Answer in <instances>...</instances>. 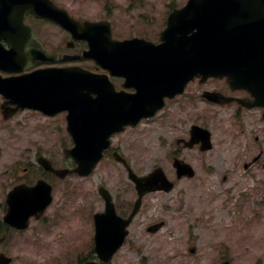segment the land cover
<instances>
[{"label": "rangeland", "instance_id": "rangeland-1", "mask_svg": "<svg viewBox=\"0 0 264 264\" xmlns=\"http://www.w3.org/2000/svg\"><path fill=\"white\" fill-rule=\"evenodd\" d=\"M211 108L204 106L200 120H186L189 128L192 124H201L209 129L217 146L206 154L197 148L184 153V159L196 171L192 179L176 180L169 145L177 135L165 137L158 123L143 124L114 139L115 146L130 157L138 174H147L161 166L176 186L171 193L151 195L144 202L149 210L145 217L150 222L165 220V228L150 237L135 226L127 245L112 264H217L225 259L231 264H264V155L260 164L245 168V163L249 164L257 153L263 151L264 154L260 143L253 141L256 136L262 139L264 127L252 113L242 119L246 131L240 125L231 127L228 110L210 111ZM1 119V160L33 159L40 151L45 155L54 153L58 161L65 162L63 150L69 148L71 141L64 127L54 128L34 118H30L28 124L26 118L21 117L4 124ZM51 123L56 126L58 122ZM132 139H135L134 147L127 144ZM124 172L108 158L89 180L71 179L65 191L62 184L54 209L61 213L76 210L78 215L83 208L77 225L75 220L70 226L68 221L61 220L55 229L59 236L55 244L2 248L13 257L12 264H73L78 256L91 255L93 248L85 245L90 236V213L101 210V204L92 209L85 204L87 189L108 182L116 204L122 208L124 202H134L136 198L128 179L121 177ZM117 186L122 189L121 193L116 190ZM81 224L84 228L79 226ZM141 235L147 236L145 241H137ZM192 246L197 248L194 255L189 253Z\"/></svg>", "mask_w": 264, "mask_h": 264}, {"label": "water", "instance_id": "water-1", "mask_svg": "<svg viewBox=\"0 0 264 264\" xmlns=\"http://www.w3.org/2000/svg\"><path fill=\"white\" fill-rule=\"evenodd\" d=\"M22 1L20 9L23 11L30 10L39 17L68 24L66 21L68 15L56 9L49 0ZM201 1H205L203 6L193 4L171 17L170 27L162 38L164 44L152 55L156 56V61L146 66V76L141 77V80H147L136 85L139 93L133 98L135 101L131 105L134 107L128 110V113H134L136 118L126 115L121 107L107 110L111 105L105 103L102 98L93 100L90 94L96 92L100 85L94 77L84 72L60 71L49 73L44 79H41V75L35 74L18 80H0V94L8 99H20L23 101L20 103L23 108L39 109L49 115L63 110L70 112L68 128L76 147L67 151V154L73 157L79 166L76 170H60L57 174L90 175L103 158V151L108 148L109 138L113 133L121 131L130 123L137 124L142 116L154 115L162 108L165 97H173L183 92L186 85L196 77H203V80L210 77H226L233 87L262 91L259 104L264 106V0ZM254 2L261 5L258 6ZM250 4L252 5L249 6ZM191 8L204 9L205 20L198 15L187 20L186 25L189 29L183 30L182 38L175 42L172 36L174 32L172 22L184 20V12ZM257 8L258 10H254ZM213 14L218 16L214 19L210 17ZM192 24L195 27L205 24L211 34L198 32L194 38L188 37L187 33L191 31ZM208 24H212L213 27L208 28ZM223 26H231L232 29L223 30ZM123 46L124 44H115L113 54L108 55L111 56L110 59L114 62L121 60L119 53H123ZM1 49L3 50L0 46V67L4 68L12 57ZM107 52L104 49L96 50L101 58H106ZM119 74L136 79L133 71ZM210 98L215 102H225L214 96ZM194 135H200L206 143L209 142L210 134L207 131L196 130ZM208 148L210 147H205ZM176 166L179 176H194L190 167ZM131 179L137 185L140 199L146 193L157 190L170 192L173 188V184L166 179L161 169H157L146 178H138L131 172ZM38 187L33 190L16 188L12 192L8 200L9 219L6 220L21 217L22 225L19 228L27 227L30 215L50 202V193L44 196L43 186ZM102 192L107 200V212L96 218V252L100 259L110 262L125 242L128 234L126 227L130 224L131 218L127 221L119 218L110 194L104 189ZM140 204L141 200L138 201L136 210ZM135 213L136 211L133 215ZM11 261L5 255L0 256V264H10Z\"/></svg>", "mask_w": 264, "mask_h": 264}, {"label": "flooded vegetation", "instance_id": "flooded-vegetation-1", "mask_svg": "<svg viewBox=\"0 0 264 264\" xmlns=\"http://www.w3.org/2000/svg\"><path fill=\"white\" fill-rule=\"evenodd\" d=\"M53 1L58 7L65 9L72 20L77 23L74 27V33L64 29L57 23L38 19L29 12H26L23 16L24 24L32 29L36 40L42 45L47 55L53 61L42 60L39 57L41 54L39 51L40 47L34 45L35 47H32V53L27 62L14 66L22 72L11 74L0 70L2 77H19L42 70L78 69L93 75H108L110 82L115 85L117 90L121 89L133 93L135 89L125 88V77H114L110 74V69H119L129 64H99L91 56L93 49L88 38L99 39V45L103 49H109L114 44L113 42L116 41L126 42L135 40L134 54L136 53L138 58L134 71H136L139 77H142L144 76L142 67H145V64L140 62L141 58L150 57L151 55L148 54V50L153 49V47L156 48L163 43L162 33L168 26L170 14L190 4V0ZM3 18L6 19L7 17L3 16ZM8 20L11 22L13 17L10 16ZM5 27L10 29L19 27V25L13 26L10 24L9 26L5 25ZM85 27H88L89 31ZM2 44L7 50H11L13 47V44L8 40H4ZM130 48L128 49L130 50ZM109 51L113 50L110 49ZM220 82L224 83V85L221 86ZM220 82L214 79L203 84L199 79L191 82L187 86L184 95L177 96L172 100H166L163 110L153 117V123H158V128L160 130L163 129V134L166 135L178 129H182L183 133H185L188 130V122L186 120L203 117V94L206 91L223 92L235 99L245 100L251 104L252 97L248 92L243 90L232 91L226 81ZM0 98L2 99V97ZM232 105L236 118L242 117L248 112L237 102L232 103ZM25 112L39 113L32 110H24L17 115ZM179 139L175 140L173 158L182 159L187 149L182 144H178ZM127 144L131 147V143ZM115 152H118V149L111 146L108 153L114 154ZM37 155L38 153L32 160H26V165L18 161H6L4 164L0 161V254L5 253L2 248L23 245L24 242L35 245L40 239H43L44 243L57 241V236H54V233H50L60 220L59 215L55 213L53 208L56 196L60 191V179L39 165ZM48 158L52 161L54 167L59 168L61 166L55 159L54 153L50 154ZM40 180H45L52 186V204L43 212L35 213L30 218L28 222L29 226L25 230H18L9 223H6L5 217L9 208L7 202L9 194L19 185H26L31 188L36 186Z\"/></svg>", "mask_w": 264, "mask_h": 264}]
</instances>
